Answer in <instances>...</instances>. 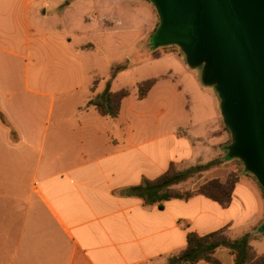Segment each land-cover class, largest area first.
Segmentation results:
<instances>
[{"label": "crops", "instance_id": "crops-1", "mask_svg": "<svg viewBox=\"0 0 264 264\" xmlns=\"http://www.w3.org/2000/svg\"><path fill=\"white\" fill-rule=\"evenodd\" d=\"M141 6L139 0H0V264H170L188 234L217 231L231 239L249 233L254 253L264 254V190L245 170H238L225 207L203 195L150 205L130 190L172 164L212 163L202 174L231 160L220 99L179 55L152 52L175 66L146 79L155 83L144 98L128 95L145 101L160 86L184 93L182 106L171 95L161 100L169 108L160 106L164 120L153 124L120 121V110L116 117L99 114L89 101L108 88L95 94L98 81L79 85L76 76H65L52 94L21 72L32 44L43 53L50 35L68 55L90 56L109 35L135 32ZM153 8L144 36L156 31ZM122 21L130 28L109 29ZM75 61L60 58L63 66ZM214 257L234 264L225 247Z\"/></svg>", "mask_w": 264, "mask_h": 264}, {"label": "water", "instance_id": "water-1", "mask_svg": "<svg viewBox=\"0 0 264 264\" xmlns=\"http://www.w3.org/2000/svg\"><path fill=\"white\" fill-rule=\"evenodd\" d=\"M149 1L159 16L152 47L176 45L201 70L231 134L227 157L264 190V0Z\"/></svg>", "mask_w": 264, "mask_h": 264}, {"label": "rangeland", "instance_id": "rangeland-1", "mask_svg": "<svg viewBox=\"0 0 264 264\" xmlns=\"http://www.w3.org/2000/svg\"><path fill=\"white\" fill-rule=\"evenodd\" d=\"M139 1L145 3L146 6H141L140 8L141 22L133 25L136 28L135 32L131 33L125 31L122 34L109 35L107 40L103 41V43L99 45V48L90 56L74 55V52L70 53L71 56L68 55L64 50L60 49L61 46L59 41L50 35L44 40L43 53L37 52L36 45L34 43L32 44V50L29 53L28 60L22 63V74H28L30 83H34L36 85L35 88L42 89L52 94L58 92L61 87H64V85L61 86L63 77L74 75L77 77V84L79 85L83 84L85 81H98L96 82L95 94L108 88L113 92L126 90L129 94H136L138 97L137 82L162 74L167 76V70L176 64V62H171V58L154 59L152 52L155 51V56L158 55L159 51L173 52L185 60L184 54L176 45L159 48L152 47L151 36H144L142 30L145 26H149V18L154 8L149 0ZM155 13L157 19L153 26L157 29L159 25V16L157 11ZM91 14L93 13H89V16H91ZM106 17L109 20L111 19L110 15ZM77 22V26L81 27L80 24L82 23H80L79 20ZM92 24L93 23L90 22L89 25ZM129 28V23L127 21H122L121 25L113 28L110 27L109 29L127 30ZM73 41L76 42L77 40L73 39ZM66 54L69 58L72 57L76 60L72 66L61 65L60 58L61 56L66 58ZM86 60H89L88 63H86ZM86 68L93 70V74L89 78ZM192 71L198 76H201L200 69H192ZM175 85L176 84H174V87ZM65 86H69L68 82L65 83ZM160 87L156 88L158 89L156 93L152 94L145 101L136 100L132 96H127L122 101L119 120L127 121L131 117L136 123H161L164 117L161 115L159 116L158 108L160 106H164L165 108L169 107L166 103L162 105L160 101L163 99L169 101L168 96L170 95L172 96L171 99L175 106L179 104H181V106L183 105L185 99L183 92L177 95L173 88H171V90L162 89ZM211 89L216 93L213 87H211ZM78 91L85 92L86 88H79ZM164 92L171 93L165 95ZM227 151L228 150H226V152ZM176 169L181 168L176 166ZM238 170H245L243 163L238 159H231L230 162L226 164L222 163L214 170L202 174H194L192 177L182 182L176 189L192 190L204 182L213 179L225 182L230 175L238 173Z\"/></svg>", "mask_w": 264, "mask_h": 264}, {"label": "trees", "instance_id": "trees-1", "mask_svg": "<svg viewBox=\"0 0 264 264\" xmlns=\"http://www.w3.org/2000/svg\"><path fill=\"white\" fill-rule=\"evenodd\" d=\"M155 80L149 79L138 84V98L142 99L154 85ZM129 95L126 90L112 92L105 90L98 99L89 101L99 114L116 117L121 101ZM226 159L229 158L226 156ZM212 163L198 164L188 169H176L172 164L168 171L154 180L144 179L138 186L130 190L142 198L146 204H162L170 199H189L195 195L208 197L222 206L231 202L232 191L238 180V173L232 174L225 182L216 179L206 181L192 190H178L177 185L186 181L194 174L206 170ZM250 234L231 239L223 231L213 232L204 236L190 233L187 236V247L170 259V264H195L201 260L211 264H221L215 251L220 247L227 248L234 256V264H264V254L256 255L250 246Z\"/></svg>", "mask_w": 264, "mask_h": 264}]
</instances>
